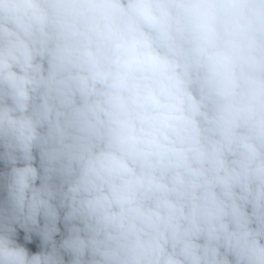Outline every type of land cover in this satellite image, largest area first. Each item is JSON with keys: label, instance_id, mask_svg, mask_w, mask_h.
Instances as JSON below:
<instances>
[{"label": "clouds", "instance_id": "clouds-1", "mask_svg": "<svg viewBox=\"0 0 264 264\" xmlns=\"http://www.w3.org/2000/svg\"><path fill=\"white\" fill-rule=\"evenodd\" d=\"M0 264H264V0H0Z\"/></svg>", "mask_w": 264, "mask_h": 264}]
</instances>
